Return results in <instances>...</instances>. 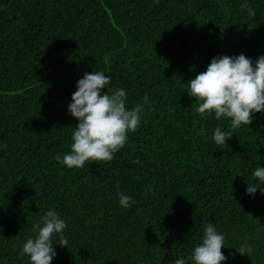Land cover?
Returning <instances> with one entry per match:
<instances>
[{"label": "trees", "instance_id": "1", "mask_svg": "<svg viewBox=\"0 0 264 264\" xmlns=\"http://www.w3.org/2000/svg\"><path fill=\"white\" fill-rule=\"evenodd\" d=\"M244 3L0 0V264H30L22 245L49 209L69 242L53 236L52 264H192L208 223L225 236L224 264H264V195L246 193L264 168V114L233 131L187 94L215 57L264 56V0H247L255 16ZM93 71L129 109L150 103L112 161L69 169L55 157L70 151L68 106ZM217 127L233 131L227 146Z\"/></svg>", "mask_w": 264, "mask_h": 264}, {"label": "clouds", "instance_id": "2", "mask_svg": "<svg viewBox=\"0 0 264 264\" xmlns=\"http://www.w3.org/2000/svg\"><path fill=\"white\" fill-rule=\"evenodd\" d=\"M255 16V11L247 0L242 9ZM111 76L102 71L85 73L77 82V91L72 95L68 106L69 114L78 121L72 133L70 151L63 157L57 154L55 159L69 169L83 168L86 163L110 162L127 143L130 133L138 130L144 105L149 104L147 95L143 104L127 107V95L123 89L113 91L109 85ZM190 97L198 104L196 111L201 118L215 115L216 120L230 119L231 129L249 126L253 114H264V56L255 63L245 55L220 56L211 60L204 72L198 73L188 83ZM107 89L102 94V90ZM233 131L224 132L215 129L213 141L218 146H227ZM256 183H248L246 193L254 196L259 189L264 195V168L257 166L253 172ZM119 203L123 208H130L135 203L131 196L119 193ZM67 225L59 214L49 209L41 221L34 223L32 230L35 238H28L22 245L20 255L28 256L30 264H52L57 252L53 236L59 237V246L68 248L64 235ZM225 236L216 230L212 223L204 226L201 243L192 251L188 260L192 264H224L227 257L222 252L225 248ZM253 251L248 244H243L238 253L246 255ZM173 264H186L184 258L176 259Z\"/></svg>", "mask_w": 264, "mask_h": 264}]
</instances>
